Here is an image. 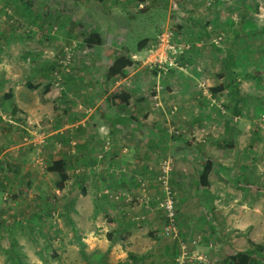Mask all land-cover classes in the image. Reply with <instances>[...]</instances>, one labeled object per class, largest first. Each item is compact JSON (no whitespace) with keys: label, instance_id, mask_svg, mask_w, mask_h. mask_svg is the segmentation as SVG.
Wrapping results in <instances>:
<instances>
[{"label":"rangeland","instance_id":"374dc122","mask_svg":"<svg viewBox=\"0 0 264 264\" xmlns=\"http://www.w3.org/2000/svg\"><path fill=\"white\" fill-rule=\"evenodd\" d=\"M146 4L0 0V264L17 256L22 264H131L134 246L150 247L144 241L153 245L150 264L165 241L177 243L181 264L190 252L189 262L219 264L239 250L264 264V0ZM9 26L20 37L7 40ZM93 32L101 47L85 45ZM118 52L135 64L106 90V64ZM231 81L239 93L232 85L228 97L209 92ZM48 84L57 90L45 100ZM124 88L130 104L108 107V94ZM105 113L135 116L146 132L131 143V124L110 133ZM151 139L160 145L151 148ZM109 142L117 163L105 157ZM86 151L89 173L78 180ZM199 157L227 169L230 180L215 168V185L201 189ZM59 158L70 164L64 190L47 171ZM169 199L188 226L174 223L167 235Z\"/></svg>","mask_w":264,"mask_h":264},{"label":"trees","instance_id":"16d2710c","mask_svg":"<svg viewBox=\"0 0 264 264\" xmlns=\"http://www.w3.org/2000/svg\"><path fill=\"white\" fill-rule=\"evenodd\" d=\"M158 0H147V4L146 6L148 8H152L155 6V4L157 3ZM4 34L6 35V39L7 40H11L12 37H20V35H17V30L13 27L9 26V29H7ZM148 41V40H147ZM147 41H140L137 44V48L139 51H142L145 46L147 45ZM84 42L85 45L90 47V48H95V47H101L103 45V39L102 36L100 35L99 32H93L90 33L89 35L85 36L84 38ZM0 46H1V42H0ZM233 56V55H231ZM55 61H48L46 64H49V67H52L53 65L55 66L56 64H58L57 62H55L56 64H54ZM135 64V61L131 58L130 55H124L122 53H117V56L115 57L114 60H111L109 62H107L106 64V69H105V74H104V78H103V83L105 85L106 90L108 89V86L112 85L110 84V82L119 80V79H124L127 76V71L129 68H131L133 65ZM262 79H259V81H262ZM230 85L232 86H236V88H238V85H236L235 81H231L229 82L227 85L223 84V85H218L216 87H211L209 90L210 92L216 96L219 93L222 94L223 96H229L228 93H226L227 89L230 88ZM235 86L233 88V91L235 93H239L240 91L238 89H235ZM57 89L51 85L48 84L44 87V91L42 92V95L44 96V99L47 100L46 98H48L47 96H52L53 94H55V91ZM6 98L10 99L12 98V92H9L5 95ZM133 98V93L128 90L127 88L124 89H119L118 91H114L112 90L110 94H108V96L106 97V102L108 107L113 108V107H121L123 105H128L130 104V101ZM240 98H238L239 100ZM109 112V111H107ZM238 112V111H237ZM111 114H107L105 113L103 115V118L106 119V121L111 122L110 124V128H111V132H113L115 130L114 126H117L118 124H122V125H128L129 123L131 124V126L134 128V130L138 131L139 135L141 136L143 131L146 132V129L144 127H141V122L140 120L132 115H123V116H117L116 119L113 120L112 117H114ZM239 115V114H236ZM241 115V114H240ZM239 115V116H240ZM111 117V118H110ZM136 127H135V126ZM110 132V133H111ZM147 142V141H146ZM150 144V146L152 145L151 148H153L154 145H160L159 142H154L152 141V139L150 141H148ZM147 142V143H148ZM155 143V144H153ZM163 146V145H162ZM165 148V146H163ZM182 148V146H181ZM182 150H187V149H182ZM184 151H179V155H183ZM195 155V153H194ZM90 156V155H88ZM193 159V158H192ZM200 161L198 162V167L200 169V175L198 178L199 181V187L201 189H208L212 186V174L216 168L215 171H220L221 174L227 178L228 180H230V175H229V171H227V169H225L224 167H222L220 164H216V162L211 159V158H203V157H199ZM87 161V160H86ZM189 163V162H187ZM69 160L66 158H59V159H55L53 160L50 165L47 167V171L48 173L51 174L52 178L55 180H58V188L60 190H64L66 187V182L70 179L71 174H70V168H69ZM87 165V164H86ZM85 165V166H86ZM84 168V165H82ZM162 166V165H161ZM81 168V169H82ZM81 172V170H80ZM166 172V175L169 174V171H164ZM9 173V171H8ZM81 174V173H80ZM82 175V174H81ZM80 175V177H78V180H83L82 176ZM79 182V181H78ZM246 184H248V187H253L254 183H249L247 182ZM0 185L2 186V184L0 183ZM79 185V184H78ZM79 187H81L83 190H87V188L85 186L79 185ZM20 191L22 192H27L28 193V188L27 187H22L20 186ZM168 193L170 194L171 192L168 191ZM174 193V192H173ZM0 194H2V189L0 190ZM175 195L178 196L179 193H177V191H175ZM175 196V197H176ZM179 197V196H178ZM180 198V197H179ZM175 204V201H173ZM205 207H207V205H205ZM168 211V210H167ZM175 209H174V213H175ZM199 211V210H198ZM179 212V211H178ZM169 213V212H168ZM220 215H213V218L216 219V217H219ZM174 221L180 222L183 224L184 222V226L186 228V225L188 226V223L185 221H181V220H176L177 216L174 215ZM222 219V218H221ZM217 222L215 220H213V224H216ZM220 225H217V227ZM166 235V234H165ZM177 246V243H175ZM195 247L192 245L190 247L191 250H193ZM176 249V248H175ZM190 252V251H189ZM180 252H177L174 250V255H173V262L175 264H181V262L177 261V255L179 256ZM192 252H190L185 258L184 261L182 262L183 264H185L186 262H189L190 260V255ZM54 257H58L57 253H54ZM254 258L255 255L253 253V251L249 250V251H245V250H239L236 253H232L228 255L224 258V261L222 263L224 264H253L254 262ZM219 263V264H222ZM16 264H22V257H18L17 256V262Z\"/></svg>","mask_w":264,"mask_h":264},{"label":"crops","instance_id":"0c3cea01","mask_svg":"<svg viewBox=\"0 0 264 264\" xmlns=\"http://www.w3.org/2000/svg\"><path fill=\"white\" fill-rule=\"evenodd\" d=\"M207 91V90H206ZM209 92H210V90H209ZM212 94V93H211ZM222 95V94H221ZM212 96H214L213 94H212ZM114 112V111H113ZM127 115V114H126ZM111 116V115H110ZM113 116L114 117H112L113 118V120L114 119H116V117L117 116H123V115H118V114H113ZM135 126V125H134ZM137 126V125H136ZM135 126V127H136ZM115 127V130L114 131H116V132H119V131H122L121 133H124L123 131H127L128 129H126V128H124V127H127L128 128V126L127 125H122V124H118L117 126H114ZM141 127H143V125L141 126ZM111 128H112V125H111ZM111 128L109 127V131L111 132ZM129 129H131L130 131H131V133H127V137L129 136L130 138H131V143H134V140H136V138L139 136V134H138V131H136V130H134V128L132 127V126H130V128ZM239 131V130H238ZM237 131V132H238ZM128 132V131H127ZM111 133H114V132H111ZM95 142V141H94ZM96 144H100L101 142L99 141H96L95 142ZM103 144V143H102ZM100 146V145H99ZM103 146H104V144H103ZM103 146H102V148H103ZM126 146H128V148L126 147V148H124L123 150L124 151H128V149H130L131 147L130 146H132V147H136V144L135 145H126ZM162 148H163V146H161ZM112 148H111V146H110V142H109V144H107L106 143V145L104 146V152L106 153V156L105 157H107V158H110V159H112V160H115V158L116 157H114V158H112ZM89 151H86V152H84L83 153V155H82V157H81V159H82V165H84V168H82L81 169V176L84 178L85 177V174L87 175V172L89 173V171L88 170H86L87 169V166H88V164H90V156H88L89 155V153H88ZM137 152V151H136ZM180 156V155H179ZM146 157H148V156H146ZM181 158H184L185 159V157L184 156H180ZM190 159H192V157H189ZM87 160V161H86ZM117 160H118V158H116V160L114 161V163H117ZM183 160V159H182ZM87 164V165H86ZM86 165V166H85ZM97 174V173H96ZM128 174H131V173H129V171H128V173H125V175L126 176H124V175H120L119 176V178L121 177V176H124V179H127L128 177H127V175ZM105 176L107 175L106 173L104 174ZM97 176V175H96ZM109 176V175H108ZM104 176H102V177H100V175H98L95 179L96 180H100V182L101 183H103V181H105L104 180V178H103ZM110 179H111V177H109ZM119 178H116L117 180L119 179ZM213 185H215V180H214V178L212 177V186ZM212 186H211V188H212ZM134 214H138V210L137 209H135V211H134ZM131 215V214H130ZM122 218L123 217H120V221H122ZM155 221L156 220H151L150 221V225L152 226V225H154V223H155ZM183 221V220H182ZM118 230H122L123 228L124 229H127L128 231H129V229H128V226L127 225H125V224H123V223H121V222H118ZM133 238H138V237H133ZM134 241H133V244H135L136 242L137 243H140L137 239H133ZM236 240H238V239H233V240H230V239H219V241L222 243V244H228V246H230V243H236V244H239L240 242H242V240H238V241H236ZM215 241V240H214ZM157 241L156 240H154L153 241V243H156ZM141 243H144V244H147V245H149L150 247L148 248V249H144L145 247H138V246H134V248H135V252H136V254L135 255H133V258L130 260V263L131 264H150V261L149 260H147V259H149V257H150V255L151 254H153V245H152V242H149V241H144V242H141ZM164 245H159L158 247H157V254H154V255H152L151 256V258L153 259L152 260V264H175L174 262H173V255H174V250H175V248H176V244H175V241L173 242V243H170V242H164L163 243ZM234 245V244H233ZM169 247H170V250H169ZM162 250H164V251H162ZM170 253V257L168 258L169 260H167L166 259V261L167 262H165V261H159V258H160V256L162 255L163 256V254H165V253ZM229 252H231L230 251V249H229ZM231 253H223L222 254V259L220 258V259H218V260H221V263L224 261V258L228 255V257H229V255H230ZM156 255H157V258H155L156 257ZM125 256L126 257H124V259L123 260H125V261H128L129 262V255L126 253L125 254ZM155 258V259H154ZM137 260H141V261H139V262H137ZM144 260V261H143ZM125 261L123 262V263H125ZM187 264H194L193 262H188ZM222 264H224V263H222Z\"/></svg>","mask_w":264,"mask_h":264},{"label":"built area","instance_id":"2783aa9c","mask_svg":"<svg viewBox=\"0 0 264 264\" xmlns=\"http://www.w3.org/2000/svg\"><path fill=\"white\" fill-rule=\"evenodd\" d=\"M151 51H153V50H151ZM166 208H167V210H168V217H169V220H170V222H171V224L169 225V227L167 228V235H170L171 234V231L173 230V229H175V222H174V215H175V213H174V202L171 200V199H169L168 201H167V204H166ZM168 226V225H167ZM165 232H166V230H165Z\"/></svg>","mask_w":264,"mask_h":264}]
</instances>
